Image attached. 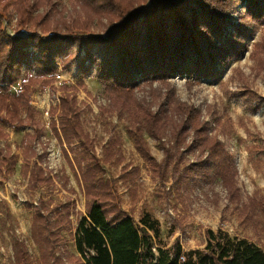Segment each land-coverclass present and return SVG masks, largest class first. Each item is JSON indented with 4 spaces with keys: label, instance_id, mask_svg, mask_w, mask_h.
<instances>
[{
    "label": "trees",
    "instance_id": "1",
    "mask_svg": "<svg viewBox=\"0 0 264 264\" xmlns=\"http://www.w3.org/2000/svg\"><path fill=\"white\" fill-rule=\"evenodd\" d=\"M57 1L0 0V141L9 137L5 129L30 130L22 137L20 157L31 192L56 188L57 181L75 192L68 188L67 176H55L47 167V147H37L42 130L32 102L38 90L56 91L53 84L60 70L74 69L80 76L75 85L60 87L62 94L49 117L83 192L85 213L71 200L53 206L38 199L32 206L31 231L39 264H264L262 247L223 229H207L201 249L185 250L179 240L156 246L159 222L149 214L136 221L123 210L115 180L104 177L103 162L114 158L116 143L111 140L102 161L84 129L77 100V92L86 90L84 80L93 75L107 100L99 114L133 109L130 133L154 176L164 179L170 168L174 182L192 193L199 184L219 181L240 214H264V198L251 197L245 203L235 159L212 135L211 122L177 97L171 83L176 75L185 76L190 87L217 80L234 59L244 56L247 41L264 24V0H74L82 15L72 20L59 17ZM240 7L244 12L237 14ZM11 11L17 15L15 36L2 28ZM96 25L102 29L94 32ZM250 56L264 75V41L253 44ZM141 83L151 101L137 96ZM239 99L251 112L264 108V98L249 90ZM144 131L164 152L161 163L152 156ZM166 135L171 146L164 141ZM186 156L195 161L182 166ZM16 159L8 147H0V172ZM64 232L76 254L63 247ZM14 249L15 263L28 264L25 243L15 239Z\"/></svg>",
    "mask_w": 264,
    "mask_h": 264
},
{
    "label": "rangeland",
    "instance_id": "2",
    "mask_svg": "<svg viewBox=\"0 0 264 264\" xmlns=\"http://www.w3.org/2000/svg\"><path fill=\"white\" fill-rule=\"evenodd\" d=\"M56 10L61 13L59 17L67 20L82 15L81 8L76 7L74 0H58ZM243 12L241 7L238 8L237 14ZM10 13L11 17L3 21L2 28L8 35L15 36L19 31L17 15L12 11ZM94 21L99 22L97 19ZM101 29L96 25L92 31ZM258 41H264V24L257 28L254 38L247 41L249 48L244 56L234 59L217 80H203L190 87L185 76L176 75L171 79L176 96L201 110L205 119L211 122L212 135H217L234 157L238 184L245 203L251 197L264 198V108L251 112L244 100H238L247 90L264 98V75L258 73L256 62L250 56L253 44ZM79 80L80 76L74 69L60 70L53 84L56 91L49 88L38 90L33 94L32 102L38 111L37 120L42 130L37 147L39 151L42 146L47 147V167L55 176H67L68 188L75 192H69L57 180L56 188L31 192L22 172L20 157L22 137L30 130L5 129L9 137L0 141V147H8L17 158V163L0 172V264H16L15 239L25 243L30 257L27 263L39 264V251L31 231L32 206L36 205L39 198L49 201L53 206L71 200L77 211L85 213L82 190L51 131L49 117L51 106L59 102L62 94L60 87L65 84L73 86ZM84 81L86 90L77 92V100L82 110L84 129L93 139L98 157L103 161L111 140L116 143L112 150L115 152L114 158L110 162H103L104 177L115 180L121 206L136 221L144 214H149L159 222L160 237L156 246L161 244L169 247L179 240L185 250L201 249L206 241L207 229H223L264 249V214L260 210L248 216L240 214L228 200L219 181L199 184L192 193L186 191L181 183L174 182L170 168L166 178L160 180L154 176L147 162L137 152L130 133L134 121L133 109L112 115L99 114V106L107 105L104 88L93 75ZM18 86L12 90L15 91ZM147 93L148 88L141 83L137 96L151 101ZM143 137L152 156L161 163L164 152L158 143L145 131ZM164 141L171 146L167 135ZM189 161H195V158L186 156L182 166ZM72 219L76 223L75 214ZM64 236L67 242L63 247L69 253L76 254L74 242L68 233L64 232Z\"/></svg>",
    "mask_w": 264,
    "mask_h": 264
},
{
    "label": "crops",
    "instance_id": "3",
    "mask_svg": "<svg viewBox=\"0 0 264 264\" xmlns=\"http://www.w3.org/2000/svg\"><path fill=\"white\" fill-rule=\"evenodd\" d=\"M89 106H92L91 104ZM26 130H29V129H26ZM21 164H22V161H21ZM27 183H28V178H27ZM83 193V192H82ZM84 197V195H83ZM84 205H85V198H84ZM123 208V207H122ZM124 210V209H123ZM84 212H85V207H84Z\"/></svg>",
    "mask_w": 264,
    "mask_h": 264
},
{
    "label": "built area",
    "instance_id": "4",
    "mask_svg": "<svg viewBox=\"0 0 264 264\" xmlns=\"http://www.w3.org/2000/svg\"><path fill=\"white\" fill-rule=\"evenodd\" d=\"M183 260V258H181Z\"/></svg>",
    "mask_w": 264,
    "mask_h": 264
}]
</instances>
